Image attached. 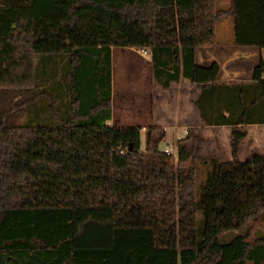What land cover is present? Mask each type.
<instances>
[{
  "label": "trees",
  "instance_id": "1",
  "mask_svg": "<svg viewBox=\"0 0 264 264\" xmlns=\"http://www.w3.org/2000/svg\"><path fill=\"white\" fill-rule=\"evenodd\" d=\"M222 18L237 20L236 0H0V264H264L248 224L264 220V152L236 157L239 126L264 123V59L251 81L218 82L196 51ZM111 46L148 47L164 87L193 82L202 123L232 126V156L198 155L191 126L173 160L163 127L142 147L139 126L107 124ZM57 54L74 76L65 102L46 90Z\"/></svg>",
  "mask_w": 264,
  "mask_h": 264
},
{
  "label": "crops",
  "instance_id": "2",
  "mask_svg": "<svg viewBox=\"0 0 264 264\" xmlns=\"http://www.w3.org/2000/svg\"><path fill=\"white\" fill-rule=\"evenodd\" d=\"M218 1V0H216ZM220 1V0H219ZM225 4L228 0H221ZM238 5V18L235 22H232L227 27L221 28L219 31V37L215 38L214 45L217 41L221 44H230L231 50L238 47H242L244 43H254L259 48V51L245 54V56L259 55L263 58L264 54V0H236ZM242 18H250L251 25L244 26ZM261 19V20H260ZM232 20V19H231ZM262 22V23H261ZM249 34V35H247ZM243 38H246V40ZM211 46V45H208ZM111 46V58L110 62L112 64V49ZM204 47V46H203ZM256 47V46H255ZM131 48V47H130ZM136 50L138 47H134ZM146 49V53L142 54L141 66H147L144 71V82H145V94L142 95L143 98L139 96V105L137 108L133 107V103L130 100L126 101L122 105V111H120L115 105L114 91L112 87V73H111V116L107 119V124L117 125V126H139L141 131H145L146 127L151 124L162 125V121L165 119L168 121L163 128L166 129L167 125H173L175 127H183L185 130L193 125H197L200 130H216L223 131L226 133L227 144L229 140V135L232 126L229 124L221 125H207L202 123L199 117L198 109L194 104V99L199 91L198 87L191 82L188 78L180 76L177 81H173L169 86H162L159 84L152 75V65H151V52L148 47H143ZM141 49V48H139ZM198 49V48H197ZM235 51L227 56L222 57L220 61L214 55L203 53V56H199L197 59L200 63H208L212 60H216L221 65V71L218 77V82H247L251 81V76L253 72V67L255 64L249 66L245 73L243 69L238 66H232L235 61L233 58L236 57ZM199 52V51H198ZM140 54V52H139ZM141 55V54H140ZM207 55V56H206ZM197 56V51H196ZM259 58V59H260ZM207 61V62H204ZM112 67V65H111ZM87 72V71H86ZM112 72V69H111ZM264 75V73H263ZM169 90V95L163 96V92ZM166 98V99H165ZM129 99V98H128ZM142 100H144L142 106ZM131 105V106H130ZM142 107V109H141ZM146 107V108H145ZM246 130V135L243 137H251L250 143L253 142L252 136H254L253 131L259 128L264 129V123L252 122L247 124H242L239 126ZM183 134V135H184ZM221 134V132H220ZM182 135V136H183ZM181 134L178 135V138ZM242 138V139H243ZM242 141V140H241ZM240 141V142H241ZM251 145V144H250ZM236 157L239 159H244L249 157L252 152L249 148V153H244L246 156H237L241 154L240 146H238ZM253 147V145H251ZM251 150V152H250ZM230 151V150H229ZM228 151V152H229ZM231 152V151H230ZM257 153V152H256ZM231 155V153H230ZM232 156V155H231ZM231 156H228V159Z\"/></svg>",
  "mask_w": 264,
  "mask_h": 264
},
{
  "label": "rangeland",
  "instance_id": "3",
  "mask_svg": "<svg viewBox=\"0 0 264 264\" xmlns=\"http://www.w3.org/2000/svg\"><path fill=\"white\" fill-rule=\"evenodd\" d=\"M217 5H225L222 3V1L218 0L216 1ZM227 3V2H226ZM243 22L244 26H249L251 25L250 23V18H242L241 19ZM261 20V19H260ZM232 20L230 18H222L218 20L215 23V38L219 37V31L221 28L227 27L230 24H232ZM262 23V22H261ZM250 27V26H249ZM249 35V34H247ZM246 40V38H243V40ZM230 44H221L218 41L211 46H204V47H199L197 49V59L199 56H203V53L214 55L217 57L220 61H222V57L229 55L232 53L234 50L229 49ZM256 46V47H255ZM139 47L137 50L134 47H123V46H114L112 49V87L114 91V100H115V105L117 108L122 111V105L126 101L130 100L131 103H133V107L137 108L139 105V96L141 98L143 94L146 92L144 91L145 89V80H144V71L147 66H141V58L142 54H139ZM199 51V52H198ZM259 51V48L257 47L256 44L254 43H244L242 47H238L237 51H235V56L238 58H233L235 61L232 63V66H238L243 69V72L245 73V70L251 66L252 64H256L260 58L258 55H252V56H245V54H249L252 52ZM199 55V56H198ZM207 56V55H206ZM264 57V54H263ZM40 58V56L37 54L35 56V63H37V60ZM45 59H49L47 63V68L50 69V71L53 69V72H56V75L51 78L50 82H48V86L46 88L47 91L50 93H53L54 90H59L61 92V89H65V93H61L62 96L59 97V101L62 99L66 100V98L69 96L67 94V89L68 86L70 85L71 81V76L73 75L70 70V66L68 65V62L64 63L61 60V55H52L48 57H45ZM57 60V64L56 61ZM207 62V61H204ZM204 64V63H203ZM206 64V63H205ZM36 67V65H35ZM145 67V68H144ZM37 70V69H36ZM103 73V69L101 70ZM52 72V71H51ZM49 72V73H51ZM37 73V71H36ZM49 73L42 72L41 77L42 79L48 78V76H52ZM83 75V74H81ZM90 75V74H89ZM40 77V78H41ZM74 78V76H72ZM79 76L76 75V79ZM79 80V78H78ZM81 80V79H80ZM86 85H89L93 82L91 81V78L85 79ZM57 85V86H56ZM86 90H84L83 93L88 91V95H84L83 102L84 104H90V99L89 101L86 100V98H91L92 95H90L91 89L86 86ZM57 94V93H56ZM163 96L169 95V90L167 89L164 91ZM67 96V97H66ZM129 98V99H128ZM18 98L15 97L13 101H16ZM166 99V98H165ZM142 106H144L143 102L144 100L141 101ZM131 106V105H130ZM146 108V107H145ZM142 109V107H141ZM28 117L27 113H24L20 118H18L17 121H24ZM168 121L165 119L160 125L163 127ZM107 123V121H106ZM151 125H156V124H151ZM150 126V125H149ZM148 127V126H147ZM193 127L195 133L197 134V144H198V155L203 156V157H215L217 159H224L227 158L230 155L231 151V146H230V138L231 135H229V140L227 144V139H226V133L223 131H216V130H200L197 125L191 126ZM186 131V130H185ZM221 132V134H220ZM254 136L252 138L254 139L252 143L249 142L251 137H245L239 141L240 149H241V154L237 156H246L247 153H249V148H251L252 152H264V129L259 128L253 131ZM181 134V136L184 134L183 127L178 128L173 125H167L165 129V135L162 141L160 142V147L163 148L164 146H169L171 153H172V159H176V148H175V143L177 141L178 135ZM253 147H251V145ZM141 146H144V132L141 131ZM239 148V147H238ZM230 150V151H229ZM250 150V152H251ZM229 151V152H228ZM246 153L245 154H243ZM206 165L207 163L204 162L201 159H198L195 162L196 166V183L197 186L199 183H201L205 177L206 174ZM249 229H250V237H252L256 232L258 231H264V220L257 219L255 221H251L248 223ZM232 232H236L235 230ZM232 234V233H231ZM229 234V235H231Z\"/></svg>",
  "mask_w": 264,
  "mask_h": 264
},
{
  "label": "built area",
  "instance_id": "4",
  "mask_svg": "<svg viewBox=\"0 0 264 264\" xmlns=\"http://www.w3.org/2000/svg\"><path fill=\"white\" fill-rule=\"evenodd\" d=\"M138 51H139L141 54H145V53L147 52L145 48H141V49H139ZM162 150H163L165 153H167V154H170V153H171V150H170L169 146H164V147L162 148Z\"/></svg>",
  "mask_w": 264,
  "mask_h": 264
}]
</instances>
